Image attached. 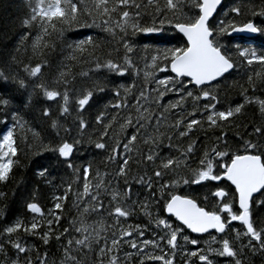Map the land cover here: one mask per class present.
Returning <instances> with one entry per match:
<instances>
[{
	"label": "snow or ice",
	"instance_id": "1",
	"mask_svg": "<svg viewBox=\"0 0 264 264\" xmlns=\"http://www.w3.org/2000/svg\"><path fill=\"white\" fill-rule=\"evenodd\" d=\"M145 6L153 9L150 25L141 23L142 13L140 10ZM185 7L194 14L185 15L183 11ZM220 11H223L222 0H163L162 4L161 0H146V4L137 3V0H35V6H30V16L22 20V24L26 28L39 24V34L31 42L34 52H40L42 48L49 47L45 37L51 36L52 32L58 33L63 38L64 33L73 28L100 27L113 38L119 35L120 46L125 52L122 63L113 59H107L101 63L99 58L94 59L97 70L103 68L118 77H124L131 71H134L137 76L140 74V69L131 59L135 48L134 43L130 42L131 37H135L137 34L162 33L166 24L186 37L182 46L153 49L156 54L151 56V63H145V69H148L143 73L145 87L138 90V95H134V104L128 103V97L137 87L135 82L129 86L120 84L114 89L117 102L108 105L95 117V123L101 129L99 141L94 142L95 148L107 150L111 147L112 154L108 156L109 161L121 158L117 176L125 179L126 188L122 195L120 192L112 190L111 200L115 203L110 202L111 211L108 213L109 216L115 217L117 223L120 218H128L134 212L136 202L128 204L133 193L131 184L127 182V175L132 151L142 129L146 126L154 127L156 135L143 139V143H151L159 147V143L167 134L160 131L161 127L175 130L179 137L183 138L197 127L203 128L204 124H207L209 129L223 128L226 122L230 123L242 114L244 104L229 107L224 111L218 110L217 104L220 101L212 91L213 82L225 78L226 74H230L238 66L231 48L222 41L233 33H264V27L258 26L251 19L240 25H237L233 20L220 19ZM229 12L235 13L237 16L242 14L240 7H232ZM227 15L228 13H225V16ZM252 15L264 17V10L253 11ZM57 24L60 25L59 28H57ZM31 35L30 31L27 32L24 39H28ZM97 47L93 36L87 35L69 45L72 52L70 59L76 60L79 56L80 59L87 60L89 57H93ZM143 47L147 50L148 45H143ZM233 47L235 55L249 69H252L253 66L260 69V71H253L247 76L249 87L255 91L257 83L264 84V50H257L255 47L241 44H235ZM42 67V64H36L35 67L26 66L25 70L30 76L37 77L41 73ZM169 71L175 75H165L164 78L156 76L157 72L168 73ZM68 75L67 71H61L59 79L56 81L57 84L61 82L65 84L63 92L49 90L43 83L37 85L48 100L62 97L64 101L63 114L69 113L67 85L70 80L65 79ZM182 77L188 78L186 83L191 85L193 90L187 89L185 81L180 79ZM0 80L3 81L0 83V89H3L7 86L9 77L0 71ZM16 83L20 88L27 87L24 80L16 81ZM97 88L99 91H104V88L99 85ZM121 90L124 93L123 96ZM247 91L244 89L245 102L249 104L255 102L259 105L261 113L264 114V99L249 98L246 95ZM169 92H176L179 98L165 105L163 100ZM93 95L94 91L88 89L77 100L78 110L81 113L86 109V106H90ZM202 99L208 102L203 105L201 111L198 105ZM190 100L192 101V110L188 111ZM30 102V97L27 100H21L22 104ZM11 104L12 100L0 93V124L4 126V131L0 132V182L8 181L14 167L18 165L19 149L15 129L17 126L21 128L24 126L18 111L14 107H10ZM153 106L159 110L153 112ZM108 108L113 111L109 112ZM177 110L179 113H186V115H179L171 124L165 123L167 115L178 114ZM198 113L204 118L203 120L196 118ZM43 115L50 116V111L45 109ZM10 121L12 122L11 127L8 126ZM88 126L82 116H79L78 129L81 133ZM52 127L58 128L59 125L54 121ZM128 128H133L134 132L131 136L125 137L127 142H123L118 138V135H123ZM181 128L183 130H180ZM116 129H119V133L116 132ZM64 131L70 135L72 130L65 128ZM34 136H38V134L34 133ZM226 136L227 133L222 132L221 136L217 137L216 146L203 151L195 167L192 166L195 163L193 156L197 151L195 142L189 143L183 149L169 143V148H174L178 153L176 156L170 154L162 156L159 151L152 149L143 154V162L152 166V175L137 177V183L146 187L149 194L154 197L153 202L159 206L162 212L168 214L167 218L162 217L160 213L153 216V213L148 210L151 207L149 203L140 205L145 209V215L153 220L159 233L154 238H144L147 226L141 228L137 225L134 230L140 243L138 244L135 239L126 242L144 256L145 260L175 264L178 238L182 239L185 245L197 246V250L190 251L185 255L196 257L201 264H216L217 258H227L231 264H247V261L242 259L245 248L253 253L257 251L264 253V226H260L264 225V127L253 126L252 132L249 133L253 139L243 140L242 150L231 151L225 139ZM106 137L114 141V144L100 142L104 141ZM167 138L171 142V136L168 135ZM80 143L81 139L75 138L71 142L68 139H63L54 147L41 142V151L37 152V155H42L43 152L55 153L57 158L68 168L72 169L74 173H79L80 169L75 167L72 160L76 146ZM121 150L123 151L122 157ZM91 170V164L83 169V190L76 193V200L83 203L84 208L81 217L71 222L73 230L79 233L81 238L67 239L66 245L63 247L64 260L62 264H105V258H107V264H120L117 253L121 240L133 235V231L121 228L119 238H116V234H114L111 245H109L107 236L101 234L106 231V227L100 222L87 223L86 214L104 210L101 192L102 190L108 191L104 179L98 171L95 173L97 182L95 184L89 182ZM48 172V167L42 165L37 171V175L46 178ZM155 182L159 183L158 187L154 189ZM211 182H216L214 185L216 190L212 193L216 199L212 203L208 202L207 197L199 199L191 195L179 194L177 191L182 185L191 187ZM221 182H225L223 186H221ZM70 190L71 185L68 186L64 196L55 197L54 209L49 211V216L53 219L47 220L48 231L41 235L45 244L52 238L54 221L58 224L61 219L55 210L62 209L61 202L67 199V192ZM79 203L75 205L77 208H79ZM202 204L207 206H202ZM26 206L32 213L40 214L43 217V210L38 203H28ZM172 218H175L180 224L174 227ZM234 222H239L240 227L236 228ZM77 224L79 226H76ZM40 227L41 225L37 222L25 226L19 220L5 227L3 233L6 236V241L0 242V253H5L3 264H33V261L27 257V253L31 249L22 245L18 239L14 241L12 236L21 231L34 235ZM185 229H190L192 233H207L210 238L209 241L204 242L207 247L199 248L201 239H190L188 235L184 234ZM210 230H215L216 235H213ZM67 233H69V229L66 228L61 235ZM55 238L59 241L60 236ZM244 240L247 243H243ZM161 243H165L169 247L171 255L164 253L157 256L144 251L149 247L160 248ZM6 244L16 250L15 258L7 257ZM214 244L218 247H213ZM21 253L25 254L23 261ZM131 255V253H126V256ZM38 259L39 264H47L46 253L43 258ZM141 264L144 262L141 261ZM187 264H192L191 259H188Z\"/></svg>",
	"mask_w": 264,
	"mask_h": 264
},
{
	"label": "trees",
	"instance_id": "2",
	"mask_svg": "<svg viewBox=\"0 0 264 264\" xmlns=\"http://www.w3.org/2000/svg\"><path fill=\"white\" fill-rule=\"evenodd\" d=\"M137 3L146 4V0H137ZM162 3L163 0H161ZM30 6H35V0H0V71L9 77L7 86L0 89V93H3L12 100L10 107H14L18 111L21 123L24 125L23 128L17 126L15 129L19 149L18 165L14 167L8 181L0 182V194H3L0 195V242L6 241L3 229L14 224L17 220L21 221L25 226H29L32 222H37L41 227L38 228L36 234L33 235L21 231L13 234L12 239L14 241L18 239L22 245L31 249L27 253V257L33 261V264H39L38 258H43L45 253L47 254V264H62L64 260L63 247L66 245L67 239L81 238L80 234L73 230L71 222L81 217L84 204L76 200V193L78 191L82 192L83 169L88 164H91L92 170L89 175V182L91 184L97 182L95 173L98 171L104 179L108 191L102 190L101 192L104 210L86 214L87 223H102L106 227V231L101 234L107 236L109 245H111L114 234H116V238H119V230L121 228L133 231L132 237H124L121 240L117 254L123 259L125 258L123 255L128 249L130 253L132 251V248L126 241L135 236V226L139 225L141 228L148 226L145 237H149V233L153 231V220L145 215V209L141 208L140 205L142 203H149L151 207L148 210L153 213V216L160 213L164 217V212L153 202L154 197L149 194L148 189L137 183V177L152 175V166L143 162V154L152 149L153 151H159L162 156L169 154L176 156L178 153L174 148H169V143L172 146H179L183 149L189 143L195 142L197 151L193 156L195 163L192 165L195 167L203 151L210 150L216 146L217 137L221 136L222 132L227 133L225 139L231 151H235L237 149L242 150L243 140L253 139V137L249 136V133L252 132L254 125L264 127V114L261 113L259 105L255 102L246 103L244 93V89H247V97L264 99V84L257 83L256 90L253 91L247 83V76L253 71H260V69L255 66L249 69L235 55L233 47L235 44H241L243 46L255 47L257 50H264V33H259L257 36L250 38L228 36L222 41L231 48L238 66L230 74H226L225 78L214 82L212 91L220 101L217 104L218 110L224 111L229 107L244 104L245 107L241 115L230 123L226 122L223 128L209 129L207 124H204L203 128L197 127L192 133L183 138L179 137L177 131L161 127L160 131L167 134L159 143V147L151 143H143V139L156 135L154 127L146 126L140 131L132 151V159L129 161L127 175V182L131 184L133 193L128 204L136 202L134 212L128 218H120L119 223H117L115 217L109 216L108 213L111 211L110 202L115 203L111 200L112 190H116L122 195L126 188L125 179L117 176L118 169L121 166V158L109 161L108 156L112 154L111 147L107 150L95 148L94 142L99 141V132L101 131L100 126L95 123V117L101 111H104L108 105L117 102L114 89L120 84L129 86L135 82L137 87L132 90L128 97V103L134 104V95H138V90L145 87L146 82L143 73L148 70L145 69V63H151V56L156 54L153 49L157 47L182 46L185 43V39L167 24L162 33L150 35L137 34V36L131 37L130 42L135 45L131 59L136 67L140 69V74L137 76L134 71H131L130 74H126L124 77H118L107 72L106 69L101 68L97 70L94 59L99 58L101 63L107 59H113L122 63L125 52L120 46L119 35L113 38L100 27L73 28L66 31L63 38L58 33L52 32L51 36L45 37V40L49 43V47L42 48L40 52H34L31 42L39 34V24L37 23L31 28H26L22 24V20L30 16ZM232 7H240L242 14L237 16L235 13L229 12V9ZM222 9L223 11L219 12L220 19L233 20L237 25L251 19L258 26L264 27V17L252 15L253 11L259 12L264 10V0H225ZM140 11L142 13L141 23L150 25L152 23L151 13L153 9L145 6ZM183 11L187 16L194 14L187 7ZM225 13H228V15L225 16ZM169 16H171V13H169ZM59 27L60 25L57 24V28ZM29 31L32 35L28 39H24L25 34ZM49 31L51 32V29ZM87 35H92L98 45L93 57H89L87 60H82L79 56L76 60L70 59L72 52L69 45L76 40L85 38ZM129 36H131V33H129ZM143 45H148L147 50H145ZM36 64H42L43 67L37 77H32L25 68L26 66L35 67ZM61 71L69 73L65 77V79L70 80V83L67 85L69 95L68 114L62 113L64 106L62 97L48 100L42 90L37 87L38 84L43 83L49 90L63 92L65 84L63 82L56 83ZM165 75L174 76L171 71L168 73H156V76L159 78H164ZM180 79L184 80L185 83L187 82L186 78ZM19 80H24L27 87L20 88L18 83H16ZM0 83H3V81L0 80ZM97 85L103 87L104 91H99ZM186 87L188 90H193L192 86L187 85V83ZM88 89H92L94 95L90 101V106H86V109L81 113L78 110L77 100ZM121 95H124L122 90ZM29 97L31 99L30 103H21L22 99L27 100ZM178 98L179 95L176 92H169L164 97L163 103L167 105L168 102L175 101ZM207 102L203 99L199 102L198 106L201 111L203 110V105ZM191 103L192 101L190 100L188 111L192 110ZM45 109L50 111V116L45 117L43 115ZM158 110L156 106L152 107L153 112ZM108 111L112 112L113 110L108 108ZM133 115H135V112H133ZM179 115H186V113L178 112V114L167 115L165 123H173ZM79 116H82L89 125L82 133L78 129ZM196 118L204 119L199 113ZM54 121L58 123V128L52 127ZM11 123L10 121L9 127H11ZM65 128L72 130L70 135L64 131ZM180 130H183V128ZM3 131L4 126L0 124V132ZM116 132L119 133V129H116ZM133 132V128H128L123 135H118V138L123 142H127L125 137L131 136ZM34 133H37L38 136H34ZM168 135L171 136V142L167 138ZM74 138L81 139V143L76 146L72 160L75 167L80 169L79 173H74L72 169L68 168L65 163L57 158L55 153L43 152L42 155H37V152L41 151V142L44 145L51 144L54 147L63 139H68L71 142ZM100 142H106L109 145L114 144V141L109 140L107 137L104 141ZM122 156L123 151L121 150ZM42 165L49 169L46 178L37 175V171ZM158 183H154V189L158 187ZM69 185H71V190L67 192V199L61 202L62 209L55 210L61 219L58 224L54 221L52 238L45 244L41 239V235L48 231L47 220L53 219V217L49 216V211L54 209V204L56 203L55 197L64 196ZM214 185V182L199 186L193 185L191 187L182 185L177 191L179 194H187L199 199L207 197L208 202L212 203L216 199L212 195L216 190ZM156 195L158 196L159 193L157 192ZM33 202L40 205L44 213L43 217L40 214L32 213L27 208L26 205ZM77 203H79V208L75 206ZM202 206L207 205L202 204ZM76 226L79 225L77 224ZM97 227H99V224H97ZM239 227L240 225H238ZM66 228L69 229V233L61 235ZM56 236H60L59 241L55 238ZM15 251L11 245L6 244L7 257L15 258ZM20 256L23 261L25 254L21 253ZM126 257V259L129 258L130 263L132 260H135L132 255ZM4 259L5 253H0V264H3ZM105 264H107V258H105Z\"/></svg>",
	"mask_w": 264,
	"mask_h": 264
},
{
	"label": "flooded vegetation",
	"instance_id": "3",
	"mask_svg": "<svg viewBox=\"0 0 264 264\" xmlns=\"http://www.w3.org/2000/svg\"><path fill=\"white\" fill-rule=\"evenodd\" d=\"M223 182H221L222 184ZM168 216L166 215V213L164 212V218H167ZM172 222H173V226L175 227L176 225L180 224L178 221L175 220V218H172ZM154 224V222H153ZM234 225L236 228H238V225H240L239 222H234ZM264 226V225H263ZM153 228V227H152ZM154 234L149 233V237H155V235L157 233H159V229H156L154 226ZM186 235L189 236L190 239H201L204 240V238L206 239H210L209 235H194L193 233H191V231H189L188 229H185V233ZM213 235H216V233L214 232ZM178 248L176 249V258H175V264H187L188 259H191L192 264H201V262L198 261V259L196 257H187L185 254L190 252V251H195L197 250V246H193V245H185L183 240L178 238ZM243 243H247L246 240L243 241ZM161 254L164 253H168L169 255H171L170 249L168 246H166L165 243H161ZM205 246H207L206 244H204L203 242L200 243V245L198 246L199 248H204ZM213 247H218V245H212ZM253 254V255H252ZM255 256V257H254ZM260 256V257H259ZM246 257L248 264H264V253H261L259 251H257L256 253L251 252L249 249L245 248L244 249V256ZM242 257V258H243ZM137 260L135 261L134 264H141V261L144 260V256L142 255H137ZM211 258V257H210ZM222 259L224 264H231V261L228 260L227 258H217L216 259V264L218 263V260ZM250 259V260H249ZM257 260V261H256ZM250 262V263H249ZM254 262V263H253ZM146 263L148 264H162V262L160 261H156V260H147Z\"/></svg>",
	"mask_w": 264,
	"mask_h": 264
},
{
	"label": "rangeland",
	"instance_id": "4",
	"mask_svg": "<svg viewBox=\"0 0 264 264\" xmlns=\"http://www.w3.org/2000/svg\"><path fill=\"white\" fill-rule=\"evenodd\" d=\"M154 226H155V224L153 225V231H152V233L154 234ZM134 235H135V237H133V238H131V239H129L128 241H130V240H133V239H135V240H137V243L139 244L140 243V239H138L137 238V233H136V231H135V233H134ZM144 238H153L152 236L151 237H144ZM129 244V243H128ZM160 248H161V245H160ZM160 248H151V247H149L148 249H145L144 251L146 252V253H148V254H151V255H162L161 253V250H160ZM137 251V250H136ZM127 253V252H126ZM126 253L123 255V257H126ZM140 254V253H139ZM119 260H120V264H129V262L127 261L128 259H121L120 257H119ZM135 263V262H134Z\"/></svg>",
	"mask_w": 264,
	"mask_h": 264
},
{
	"label": "bare ground",
	"instance_id": "5",
	"mask_svg": "<svg viewBox=\"0 0 264 264\" xmlns=\"http://www.w3.org/2000/svg\"><path fill=\"white\" fill-rule=\"evenodd\" d=\"M247 38H249V37H247ZM186 41V40H185ZM80 77V76H79ZM221 90V89H220ZM233 151V150H232ZM148 192V191H147ZM166 213V212H165ZM167 215V214H166ZM168 216V215H167ZM148 218V217H147ZM151 222V221H150ZM148 227V226H147ZM215 231H213L212 233H214ZM192 233V232H191ZM194 234V233H193ZM207 234V233H206ZM206 234H194V235H206ZM135 237V236H134ZM205 241H209L208 239H206V238H204V240H202L201 242H205ZM205 244V243H204ZM207 246H205L204 248H206ZM127 253H130V250L128 249L127 250ZM131 254H132V257L135 259L133 262L131 261V263L129 262V258H128V262H129V264H134V262L137 260V255H141V254H139L137 251H136V249H133L132 248V251H131ZM253 255V254H252ZM255 257V256H254ZM260 257V256H259ZM127 257H125L124 259H126ZM242 259H245L246 261H247V259H246V257H243ZM250 260V259H249ZM146 261L147 260H143V262H144V264H148V263H146ZM257 261V260H256ZM218 263L219 264H224V262H223V260L222 259H219L218 260ZM250 263V262H249ZM254 263V262H253ZM247 264H248V261H247ZM257 264V263H256ZM260 264V263H259Z\"/></svg>",
	"mask_w": 264,
	"mask_h": 264
},
{
	"label": "water",
	"instance_id": "6",
	"mask_svg": "<svg viewBox=\"0 0 264 264\" xmlns=\"http://www.w3.org/2000/svg\"><path fill=\"white\" fill-rule=\"evenodd\" d=\"M224 2H225V0H222V6H223V4H224ZM178 32V31H177ZM179 33V32H178ZM185 40H186V37H184L183 36V34H181V33H179ZM259 33H255V34H249V33H233L232 35H231V37H239V36H241V37H255V36H257ZM172 73V72H171ZM173 75H175L174 73H172ZM182 78H186V77H182ZM186 79H188V78H186ZM214 83V82H213ZM167 214V213H166ZM168 215V214H167ZM179 222V221H178ZM180 223V222H179ZM189 231H191L190 229H188ZM210 231H215V230H210ZM194 234H198V233H194ZM204 234H206V233H204Z\"/></svg>",
	"mask_w": 264,
	"mask_h": 264
}]
</instances>
